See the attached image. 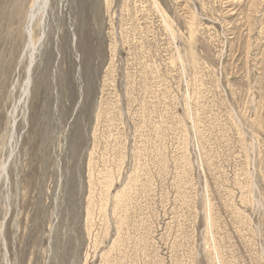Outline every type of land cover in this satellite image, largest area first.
I'll list each match as a JSON object with an SVG mask.
<instances>
[{
  "label": "rangeland",
  "instance_id": "rangeland-1",
  "mask_svg": "<svg viewBox=\"0 0 264 264\" xmlns=\"http://www.w3.org/2000/svg\"><path fill=\"white\" fill-rule=\"evenodd\" d=\"M30 3L0 30V264H264V0H50L28 47Z\"/></svg>",
  "mask_w": 264,
  "mask_h": 264
},
{
  "label": "bare ground",
  "instance_id": "bare-ground-1",
  "mask_svg": "<svg viewBox=\"0 0 264 264\" xmlns=\"http://www.w3.org/2000/svg\"><path fill=\"white\" fill-rule=\"evenodd\" d=\"M26 1L27 0H16L15 3H14V0H7V1L3 0V2L1 1V4H0V30L2 31V33H4V34L6 33V35L9 34V37L12 33H14V34L16 33L17 37L19 36L18 32H19V28H20V22L22 21V19L24 17V16H22V15H24V11L22 12V8L25 7L24 3ZM49 2H50V0H31V3H30L31 5L29 7V11L27 14L25 13L26 14L25 21L27 22V24L24 26V30H25L26 34L28 35V47L33 45L32 23L34 22L35 18L37 17L36 16V6H37V4H43V15L41 18L42 24H43L45 21L46 15H47V11H48L47 8L49 5ZM158 5H160V4H158ZM6 35H3V37H6ZM34 46H36V45H34ZM34 48L32 47L33 51H35ZM14 122H15V120H14Z\"/></svg>",
  "mask_w": 264,
  "mask_h": 264
}]
</instances>
